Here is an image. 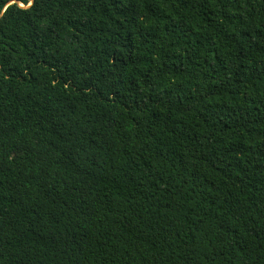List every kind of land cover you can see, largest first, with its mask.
I'll list each match as a JSON object with an SVG mask.
<instances>
[{
    "label": "trees",
    "instance_id": "trees-1",
    "mask_svg": "<svg viewBox=\"0 0 264 264\" xmlns=\"http://www.w3.org/2000/svg\"><path fill=\"white\" fill-rule=\"evenodd\" d=\"M0 264H264V0H0Z\"/></svg>",
    "mask_w": 264,
    "mask_h": 264
}]
</instances>
